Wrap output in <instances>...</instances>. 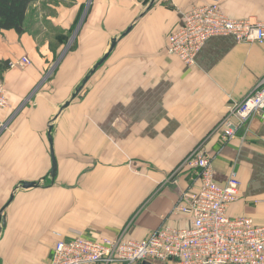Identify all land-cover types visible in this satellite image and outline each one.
<instances>
[{
  "label": "crops",
  "instance_id": "0c3cea01",
  "mask_svg": "<svg viewBox=\"0 0 264 264\" xmlns=\"http://www.w3.org/2000/svg\"><path fill=\"white\" fill-rule=\"evenodd\" d=\"M214 2L231 18L264 21V0H37L27 31L0 32V61H30L0 80L9 102L0 109V264H47L54 244L77 233L140 240L187 227L190 216L173 209L199 180L177 166L201 141L217 184L232 171L239 178L228 215L264 225V118L250 117L227 140L220 127L227 105L264 76V43L212 36L191 67L166 52L185 12ZM43 21L70 33L66 44L73 38L55 66L64 47L51 51ZM113 39L105 62L57 111V95L68 100Z\"/></svg>",
  "mask_w": 264,
  "mask_h": 264
},
{
  "label": "built area",
  "instance_id": "2783aa9c",
  "mask_svg": "<svg viewBox=\"0 0 264 264\" xmlns=\"http://www.w3.org/2000/svg\"><path fill=\"white\" fill-rule=\"evenodd\" d=\"M233 35L237 41L264 43V21L227 16L217 2L194 6L185 12L181 24L167 37L166 52L185 66L195 64V56L206 39ZM30 63L22 57L9 61V68ZM9 105L0 83V109ZM264 118V76L242 99L230 102L223 117L222 138L231 139L252 116ZM231 118L236 124L229 126ZM212 155L199 142L177 166L194 172L196 190L182 195L173 211L190 216L187 227L163 226L140 240L114 237L88 238L77 233L58 240L47 264H264V225L248 216H229V206L240 194V181L232 171L224 185L213 178Z\"/></svg>",
  "mask_w": 264,
  "mask_h": 264
},
{
  "label": "trees",
  "instance_id": "16d2710c",
  "mask_svg": "<svg viewBox=\"0 0 264 264\" xmlns=\"http://www.w3.org/2000/svg\"><path fill=\"white\" fill-rule=\"evenodd\" d=\"M37 0H0V32L2 30L13 29L18 34L27 31L26 21L30 6ZM50 30L51 36L50 48L53 53L60 46H65L70 34L63 29L53 27L50 23L44 22ZM47 29V30H48ZM55 41L56 46H53ZM73 46V45H72ZM72 46L70 48H72ZM8 60L0 61V80L2 73L8 69Z\"/></svg>",
  "mask_w": 264,
  "mask_h": 264
},
{
  "label": "water",
  "instance_id": "95a60500",
  "mask_svg": "<svg viewBox=\"0 0 264 264\" xmlns=\"http://www.w3.org/2000/svg\"><path fill=\"white\" fill-rule=\"evenodd\" d=\"M130 30V27H128L122 34L120 37H123L124 35H126V33ZM72 37L69 39L68 44H66L61 52V55L59 56V58L56 60L54 66L58 63V61L60 60V58L62 57V55L67 51L68 46L70 45L69 43L72 41ZM116 44V40L113 39L110 41L109 47L106 51V53L93 65V67L88 71V73L84 76V78L82 79L80 85H78L73 93H71L70 98L68 100H66L60 107H59V112L62 111L63 109H65L69 103L75 99L77 97V95L81 92L83 86L86 84V82L88 81V79L91 77V75H93L95 73V71L105 62V60L108 58L109 54L111 53V51L113 50L114 46ZM54 66L52 67V69L50 70L52 72V70L54 69ZM57 117V115L54 116V119ZM51 130H52V124L50 123L48 126V142L50 144V157H51V169L49 172V175L51 177L55 176V172H56V161L54 158V154H53V149H52V139H51ZM44 184V179H40L39 181H22L20 183H18V185L15 187V189H24V190H29L32 188H36L39 186H42Z\"/></svg>",
  "mask_w": 264,
  "mask_h": 264
},
{
  "label": "rangeland",
  "instance_id": "374dc122",
  "mask_svg": "<svg viewBox=\"0 0 264 264\" xmlns=\"http://www.w3.org/2000/svg\"><path fill=\"white\" fill-rule=\"evenodd\" d=\"M48 13H49V11H44V12H42V18L41 19H45V17H46V15H48ZM50 23V22H49ZM42 27H45V28H47V25H45L44 24V21H43V23H42ZM48 29V28H47ZM49 30V29H48ZM47 30L45 29V33H47L46 32ZM50 31V30H49ZM70 34V33H69ZM42 36H45V35H41V38H42ZM52 36V35H51ZM50 36V37H51ZM53 42V46L55 47L56 46V43H55V41L53 40L52 41ZM49 77H51L50 75H49ZM1 83V82H0ZM57 97H58V100H57V102H56V105H57V111H58V108L62 105V103H63V101L65 100V99H63V95H61V94H58L57 95ZM66 98V97H65ZM68 99V98H67ZM54 110V109H53ZM12 112V111H11ZM9 113L5 118H4V120H6V119H8V118H10V119H12L11 117V114L14 112H12V113ZM11 116V117H10ZM4 123V122H3ZM3 123H0V126L3 124ZM6 124H8V123H6ZM4 125V124H3Z\"/></svg>",
  "mask_w": 264,
  "mask_h": 264
}]
</instances>
